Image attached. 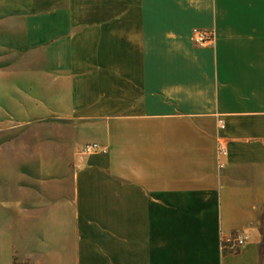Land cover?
Returning a JSON list of instances; mask_svg holds the SVG:
<instances>
[{"label": "crops", "instance_id": "1", "mask_svg": "<svg viewBox=\"0 0 264 264\" xmlns=\"http://www.w3.org/2000/svg\"><path fill=\"white\" fill-rule=\"evenodd\" d=\"M3 20L33 62L0 68V133L21 132L0 264H264V0H0Z\"/></svg>", "mask_w": 264, "mask_h": 264}, {"label": "built area", "instance_id": "2", "mask_svg": "<svg viewBox=\"0 0 264 264\" xmlns=\"http://www.w3.org/2000/svg\"><path fill=\"white\" fill-rule=\"evenodd\" d=\"M216 34L213 29L194 28L191 33V40L195 47H205L212 45L215 41ZM219 130L225 129V123L222 120L218 121ZM84 154H105L107 148L98 143H88L81 148ZM229 154L227 140L218 135L216 138V156L217 165L220 169L226 166V158ZM247 236L243 232H232L221 235L220 249L222 253H237L240 248L246 243Z\"/></svg>", "mask_w": 264, "mask_h": 264}, {"label": "rangeland", "instance_id": "3", "mask_svg": "<svg viewBox=\"0 0 264 264\" xmlns=\"http://www.w3.org/2000/svg\"><path fill=\"white\" fill-rule=\"evenodd\" d=\"M8 5L11 7V4ZM21 5L25 8L27 7V4ZM9 7H6V10L3 14L11 16L12 11ZM3 23H5V25L0 27V31H3L2 34L0 33V68H4L5 70H11L15 66H17V68H21V70L32 68L31 65L33 60L28 58L29 36L25 32H14L13 28L11 27V20H3ZM20 64H23V66H20ZM8 91H10L9 86L4 85V94H6ZM9 107L11 109L10 105ZM20 133V131L13 132L11 130H5L0 133V139H18ZM37 167H39L38 164Z\"/></svg>", "mask_w": 264, "mask_h": 264}]
</instances>
